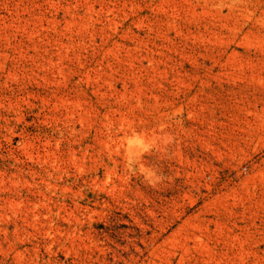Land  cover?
<instances>
[{"label": "rangeland", "instance_id": "374dc122", "mask_svg": "<svg viewBox=\"0 0 264 264\" xmlns=\"http://www.w3.org/2000/svg\"><path fill=\"white\" fill-rule=\"evenodd\" d=\"M0 264H264V0H0Z\"/></svg>", "mask_w": 264, "mask_h": 264}]
</instances>
